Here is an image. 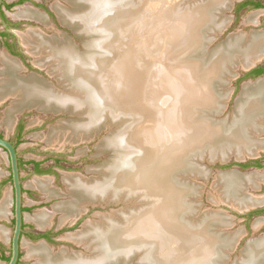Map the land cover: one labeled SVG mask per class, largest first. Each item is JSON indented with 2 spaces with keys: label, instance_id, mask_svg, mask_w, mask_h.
I'll list each match as a JSON object with an SVG mask.
<instances>
[{
  "label": "bare ground",
  "instance_id": "obj_1",
  "mask_svg": "<svg viewBox=\"0 0 264 264\" xmlns=\"http://www.w3.org/2000/svg\"><path fill=\"white\" fill-rule=\"evenodd\" d=\"M68 1L76 5V8L67 9L54 4L65 24H74V30L81 33L88 32V29L93 31L96 27L99 29L96 33L100 31L101 36L103 34L108 37L101 40L103 42L97 39L87 42V51L93 49L91 53L80 56L68 39L46 37L38 30L23 35L22 40L36 57L38 65L48 67L50 74H55L56 71L61 74L65 88L71 94L67 91V94L54 92L36 74L15 77L14 72L21 68L20 63L4 54L1 56L5 69L0 70V102L14 93L17 99L22 103H30V106L35 105L42 109L50 106L53 109H57L56 106L68 107L69 111H79L80 121L68 123L66 131L69 129L72 134L75 132L74 135L86 132L87 134L80 135L84 138L89 137L88 134L93 129L97 128L98 131L107 117L112 116L113 119L110 120L113 122L122 115L132 119L129 114L134 113V120H129L125 125L127 127L131 124L128 129H123L121 134L120 128L115 133L117 141L114 142L126 147L125 156L113 165L108 164V169H103L108 172L103 181L93 184L92 187L75 180V184L83 187L77 189V194L81 198L97 197L105 200L106 196H97L95 193L105 195L112 189L118 194L123 187L135 190L139 186H145L156 189L155 193L160 195L159 204L152 208L147 205L136 212L132 210L124 225L109 221L104 216L102 223L91 224L87 233L92 239L89 245L96 241L99 243V252L94 250L96 254L82 257L81 253H73L71 257H67L63 249L55 254L42 244H37L31 246V256H37L36 264H115L119 261L127 262L136 251L144 250L140 260L145 264H214L216 256L225 255L220 248L223 244L222 237L215 228L224 223V220L226 223L231 222L232 216L208 213L200 218L196 217L197 211L192 203L185 201V196L195 191L176 178L177 174L182 175L184 171H175L190 167L191 170L188 171L193 174L207 177L208 170L195 164L202 156L193 157V163L186 160L188 155L202 153L205 147L210 149L211 154H208L211 159L226 158L231 154L238 157L243 153L251 155L264 148V139L257 138L264 124V80L259 79L253 85H244L236 103L238 114L234 115L232 123L215 120L217 113L224 108L223 106L221 109L220 105L222 93L215 85L217 78L225 82L224 77L219 76L220 72L226 64L229 67H232L230 64L234 61L249 64L264 54V33L252 34L248 43L247 38L245 41L244 37L233 40V36H230L228 42L230 40L231 43L226 42L225 45L215 48L211 54L204 53L203 56L209 54L207 57L188 60L186 56L194 50L203 48L206 42L208 46L212 37L209 35L208 38L206 31H216L220 27V22L217 21V5L224 3V0H195L189 8L180 9L184 13H194L184 19L187 27L180 28L174 37L171 32L165 33L157 41L158 45L152 40L158 57L153 59L155 61L149 72L142 65L138 50L135 51L138 37L136 27L140 18V9L134 7L137 5L136 0ZM19 14L32 16L46 24L44 15L34 11L25 10ZM102 17L105 18L104 21ZM148 18L150 27V16ZM222 23L224 21L221 20ZM103 27H111V30ZM147 44H150L149 39L139 51L145 54ZM199 52L200 50L197 53ZM102 53L107 56L101 55ZM202 53L203 50L199 56ZM176 56L183 57L180 59ZM194 56L199 57L196 53ZM182 59L187 60L178 62ZM134 101L144 104L147 111L151 108L157 119V125L148 132L149 139L146 135H141V132H136L142 121V114L134 106ZM15 103L6 110L7 121L12 119L11 114L14 111L20 110L16 107L22 103L16 100ZM203 112L208 117L201 116ZM256 118L260 119L257 123ZM109 138L111 137L105 140L106 143ZM218 150L221 155L214 156ZM217 178L216 184H223L226 197L234 199L227 200L231 204L244 208L264 202L263 196L249 197L251 195L244 191L247 185L259 187L260 181L257 183L256 180H262V176L244 174L234 169L220 173ZM42 182L43 179L39 178L33 181L35 186H43ZM9 202L10 199L7 203ZM74 202L71 201L69 207H73ZM59 209L58 205L55 211ZM4 213L5 211L0 215ZM50 216L47 213H37L33 218L41 226H45L50 223L46 221ZM197 218V223H194ZM142 224L144 232L138 229ZM241 231L234 235L235 239L226 242L232 244L228 253ZM0 236L7 237L5 229L1 227ZM83 237L85 236L82 234L78 235V238ZM146 244L150 246L149 251L147 247H142ZM74 254L79 257L76 258ZM244 254L246 258L241 261ZM241 258L236 264H264V237L247 241Z\"/></svg>",
  "mask_w": 264,
  "mask_h": 264
},
{
  "label": "rangeland",
  "instance_id": "obj_2",
  "mask_svg": "<svg viewBox=\"0 0 264 264\" xmlns=\"http://www.w3.org/2000/svg\"><path fill=\"white\" fill-rule=\"evenodd\" d=\"M194 1L195 0H138V1L136 0L135 1L137 5H135L134 7H138L140 9L139 10L140 18L137 24L138 27H136V33L138 34V37L136 39L135 51L138 50L139 59H141L142 65L146 66L149 72H150V66H152L153 62L158 57V52L156 51V49L154 50L153 48L152 40L157 44V41L161 37H163L165 33L171 32L173 34V37L177 35V31L185 26L184 23L186 22L184 21V19H186L187 16H192V14H194L193 12L192 13L190 12L191 14L184 13V11H181L180 9L181 8L183 9L184 7L189 8L190 7L189 5H191ZM47 2L49 3V5L53 4V8H54V4L56 3L67 9L76 8V5L71 4L70 1L68 0H49ZM27 10H29V8H26V11ZM22 11L24 10L17 12V15H20L19 13ZM38 14H41L42 16L45 15L46 17L43 16V18L45 17L44 20L47 23L48 20L47 15L44 14V12H40ZM57 14L59 15V18L62 21V16L58 12ZM230 14H234V15L228 31L223 33V35H221L219 38L217 37L214 41L213 39L216 31L214 30L210 32L208 31L209 33L206 31V36H208V38L209 35L212 37L208 46H207L208 42H206L203 48L194 50L191 54L186 56L188 60H195V59H200V57H207L209 54L207 56H203V54L212 52L213 50H215V48L225 45L226 42L227 44L231 43L232 41L229 40L228 42L227 40L225 43L219 44L221 41L225 39L227 34L230 32L236 34L233 36L234 38L233 40H235L238 37L239 38L244 37L243 40L245 41V39L247 38L246 39L247 43L252 34L264 33V9H254L250 11L243 10L237 14L234 11V13L231 12ZM148 16H150V27H149ZM25 17L32 19L33 20L31 21L32 24L36 25L35 27H27L28 30H38L46 37L57 36L59 40H61L62 38L63 39L66 38L70 43H72V45L75 47L79 55L83 57L86 54L91 53V51L93 50L91 49L87 51L88 48L86 46L87 42H91L94 39L101 41L105 38H108L107 35L102 34L101 36L100 31L99 33H96L97 30H99L96 27L93 28V31L92 29H88L89 30L88 32H82V33L78 31L77 33H80L85 36V38L83 39L82 37L79 38L74 36L73 33L66 27H40L41 25H43L41 21H39L38 19L36 20L32 16L26 15ZM101 19L102 21H104L105 18L102 17ZM54 20H55L54 17H51L48 23L49 22L53 23L55 22ZM66 24L70 25L71 27L75 26L74 24H68V23ZM103 28L111 30L110 29L111 27H103ZM102 31L104 32V30ZM22 37L23 35L21 36L19 34V39L21 41H23ZM69 38H71L73 42L79 46L80 49ZM147 39L150 40V44H147L146 53L144 54L139 50L142 47V45L145 44V41ZM212 41L213 43L211 44ZM161 46H163V44ZM210 47L211 48L214 47V49L210 50ZM121 49H123V46L121 47ZM198 50H200V52L203 50V53L200 56H199L200 52L197 53ZM25 52L29 61L34 67L40 66L36 63V57L28 48L25 49ZM6 53H7L6 50L0 45V70L5 69V65L1 59V56ZM195 53L196 55L198 54L199 57H195L194 56ZM101 55L107 56V54L105 53L104 54L102 53ZM176 57L180 58V56H176ZM154 58L155 60H153ZM16 60L17 62H20L18 59ZM186 60L187 59H182L179 60L178 62L181 61L184 62ZM237 64L238 63L234 61L233 64L230 65L234 67ZM240 64L242 65V61L239 62V65ZM260 64L264 65V62ZM228 65L229 64H226V66L220 72L219 75V76L222 75L224 77L225 82L219 80L220 78H217L215 85L222 93V95L220 96V98L222 99V100L220 99L221 109L223 108L224 103L227 104L228 102L229 105L227 104L228 105L227 110L223 111L224 109L223 108L221 111L222 113L221 112L217 113V115L215 116V120L217 121L226 120L227 123L230 124L233 121L234 115L238 114V110L236 109L237 107L236 103L239 97L237 98L236 101L235 99L236 96H238L242 84L245 80L239 81L240 79L239 77L237 79H233V81L229 83L230 81L228 75L231 74L233 71H241V69L239 68L240 66H238L233 68L232 70V67H229ZM20 66L21 68L15 70L14 72L16 75L15 77L22 78L19 77V75L20 76L24 75L25 77H29L30 73L31 74L35 73L33 72L34 69L32 68H30L31 70H28V72H26L27 70L24 68L23 65H21V63ZM42 68H43V70H41L43 71V73H41L42 78H40L39 76L38 77L42 79L44 83H46L54 92L62 93V94H67L68 92L69 94H71V91L65 88V84L64 81L61 79L60 73L56 71L55 74H50L48 72L49 70L48 67L46 68L45 66H43ZM44 70H46L45 71L46 73L44 72ZM224 71H226L225 74H223ZM203 72L205 75L207 74L206 71ZM260 77H263L261 78V80H264V75ZM151 80L153 81V79ZM254 83H252L251 85H253ZM226 93H228V95H230L231 93L230 97H226ZM15 100L18 103H22L21 100L17 99L14 93L9 94V96H7L3 101L0 102V135L9 138L15 142V144L18 147V151L22 163H24V165H21L22 184L24 187L23 203H24L25 220H26L25 221L26 226L24 230L30 233L35 232L37 234V232L40 231V229H42L41 227H45V226L49 227L51 225L49 228L56 229L59 222H61L62 220H66L65 223H63L60 226V228H58V231H56L57 234L55 235V237L58 239V241H56V243L47 244L49 250L53 249L54 251H56L57 249L62 248V246H66L69 248V250L82 251L83 248L80 245H76L68 241L67 238H70L71 240L77 243L86 245L91 251L88 253L89 255H92V253L96 254L94 250L97 251L99 250L98 241H96L95 243H91L89 245V241H92V239L89 237V233L87 232L90 231L89 228H91L90 226L91 224L102 223V217L104 216V218H108L109 221L112 220L117 221L119 224L124 225L126 223V217H128L132 213V210L133 212L134 211L136 212L138 211L137 209L141 210L145 208L147 205L148 206L150 205V208H152V206L156 205L159 202L158 196L160 195L158 193H155L156 189H152V188L148 189L145 186H139L138 189L135 190H131L129 187H123L122 189H119V191L117 192L118 194H115L114 190L112 189L110 190V192L106 193L105 195H102L100 193H95L97 196H102V197L106 196L105 199L110 202H114V204L104 203L103 205H101V204L88 203L87 201L77 202L79 199L82 200L81 197L77 193H75L76 196L73 197L71 191L77 192L79 188H81L82 186L75 184V180L77 181L79 180L81 182L87 183L88 185H90V187H92L93 184L103 181L104 175L105 174L107 175L108 173V172H104L103 169L105 170L108 169L107 166L108 164L113 165L115 161H118L121 159V157L123 158L125 156L126 147L123 144L121 145L120 143L117 142L118 143L117 145L114 142L117 141V137L115 138L116 134L114 132L117 130V128L119 130L118 127L119 125L116 124L114 127L111 128L107 127L100 133H97L98 132L96 131L97 128L93 129L88 134L90 136L84 138L80 135L87 134L86 132H79L78 133L79 136H78V135H74L75 132H73L72 134L69 131V129H67L68 131H66V125L68 123L80 121L81 119L80 112L78 113L79 116L78 114H69V113L56 114L53 111H49V110H66L68 109V107L56 106L57 109H53V107L50 106L47 109H42L41 107L38 106L36 107L35 105L30 106V103H22L20 104V106H17L16 108H19L20 110L14 111V113L11 114L12 119H10V121H7L6 110L8 108L10 109L12 105L16 104ZM234 101H235V105H234ZM134 103H135L134 106L139 109L138 112L142 114V121L140 122L139 129L138 131L136 130V132H141V135H146L147 139H149L148 132L150 131V128L155 127L157 125V119L155 118L151 108L148 109L149 111H147L145 109V105L142 104L140 101H134ZM233 105H234V109H233ZM26 107L29 108H27L25 112L24 109ZM106 112H108V109H106ZM231 112L232 115L228 117V114ZM21 116H23L24 119V126L21 131V134H19L18 127L15 126V119L16 117L18 118ZM129 116H131L132 119L131 118L129 119L128 116H123L128 118V120L127 119L122 120L124 122V125L121 127V131H120L121 134L123 129L126 130V128L131 125L129 124L127 127H125V125L129 122V120L133 121L134 118L136 117L134 113H130ZM201 116L206 117L207 115H205L203 112ZM109 117L110 119H113L112 116ZM259 120L260 119L256 118L255 123H257ZM53 129H55V131H52ZM112 132H113V136H109L111 135ZM107 136L111 138H109L107 140L108 142L106 143L105 138ZM254 138H256V136H254ZM257 138L264 139V124H263V130L260 131ZM152 145L153 142H151V146ZM150 150L152 151L151 147ZM220 150L215 152L214 156H220L221 155ZM263 152L264 151H262L261 154ZM148 153L149 152L147 151L146 152L147 156L149 155ZM208 153L211 154V151L208 147H205L202 153L197 152L196 154L188 155L186 157V160L193 163L192 158L196 156H202V158L204 156H207L209 158ZM232 153L236 154V152H232ZM244 154L247 153H243L242 155ZM56 158L61 159V162L59 163L60 165L56 164L55 162ZM33 159L42 162L41 166L44 170L43 173L35 172V170L33 169V165L27 162ZM197 161H199V159H197ZM201 162L203 165H205V163L208 164L206 160H202ZM105 165L107 167H105ZM210 166L214 169L215 174L210 176L207 180L202 179L203 176H201L202 177L201 178L196 174L195 175L197 177L195 178H193L192 175L189 176L186 175V177L183 178V175L186 174L188 170H191L190 167H185L177 170V171H184V174L176 175V178L180 181V183L191 186L195 191V193L186 195L185 201L186 203L188 202L192 203L193 208L197 211L195 212L196 214H198V211L201 214H203V212L206 211L209 212V210H212L211 208L205 209V207H209V203L206 200L208 196L213 197L212 198L213 200L218 201L215 194L212 192L214 190L218 192L220 197L223 196L222 198H224L225 200H231V201L234 200L232 197H226V193L222 183L216 184L218 179L217 178L218 174L216 173H218V170H227V169L229 170L233 168L232 167L233 165L229 167H221L216 165H210ZM177 171H175V173ZM10 172L11 170H10L8 155L3 149H0V208H1L0 213L5 211L4 215L2 216L0 215V227L4 228L7 233V237H5L4 242L1 241L0 243L4 246L3 249L4 251H6L7 255H9L10 253L9 250L11 246L10 240L14 229V206H13L14 193L12 189V183L10 182V178H11ZM240 172L244 174H250V173L257 174L259 176H262L264 179V166L261 168L253 167L249 169H241ZM36 178L43 179L42 182L43 186H35L33 181ZM263 179L256 180L257 183H259L260 181V188L256 191H253L251 188H249L252 187V185L246 186V189L249 188V190H244V191H246V194L251 195L249 197H256V198L262 196L264 197ZM143 182H145V179ZM190 183H192V185ZM195 187L197 189H195ZM221 187H223V191ZM219 189H221V191ZM8 196L10 199L9 203H7L9 201ZM77 196H79V199H77L78 198ZM192 196L195 198H193ZM189 197H192L193 199L192 198L189 199ZM68 200L75 201L73 203L74 204L73 207H69L71 201ZM62 201H68V202H62ZM66 204L68 206H61ZM199 204H201V207L199 206ZM58 205L60 209L55 211ZM220 209H224V208H220ZM80 211H82L81 214ZM254 211L255 210L247 212V214H251L250 216H246L247 214L241 216L237 214V212L235 211L229 212V214L236 216L235 219L232 220L233 223L230 225V227L225 228V226H228L231 222L226 223L224 220V223L222 222V224H220L218 228H215L217 233L222 237L221 239L223 240V244L221 245L220 248L222 253L225 255L216 256L214 258V264H236L239 262V261L231 262V260L232 261L234 260V256L236 257L239 254H241L239 249H236V251L232 253L230 259L229 257H227L230 255V252L228 253V250L230 249L229 247H231L232 244L226 242L234 238V235L238 234V232H240L241 230L244 229L246 231L245 232L246 234L244 235V238L239 246H243V244L246 243L248 240L264 237V212L258 214H252L251 212ZM37 213H47L51 215L50 218L48 217V219L46 220L47 222L50 223L45 226H41V224L38 223L33 218ZM210 213H214V212H210ZM215 213L221 214V216L227 215V213H220V212H215ZM138 215L140 216V214ZM200 217L201 216H199L198 218ZM198 218L194 219L193 222L197 223ZM221 218L224 219V217ZM142 226L143 224L140 227H138V229L139 231L141 230L142 232H144ZM257 228H259V231L255 232L254 229ZM229 231L231 232L234 231V232L231 233ZM80 234H82V236L85 237L78 238V235ZM64 238H66L67 240ZM40 240L43 239H37V238L32 239L27 234L23 235L20 264H36L37 256H31L30 249L31 246H35L39 244ZM142 247H147L149 251V247H150L149 244L142 245ZM4 251L0 249V264H6L7 262L6 260H3L1 258V253ZM143 251L144 250H139L133 254L136 256V253H138L137 256L133 258L131 264H137V262L143 264L142 263L143 260L142 261L140 260L141 258H143L142 257L144 254ZM64 254L67 257H71V254L73 253L66 254L65 252ZM84 255L86 254L83 253L81 256L83 257ZM75 257L78 258L79 256L76 255ZM245 258H246V254L243 255L241 261H243ZM113 263L115 262L113 261Z\"/></svg>",
  "mask_w": 264,
  "mask_h": 264
},
{
  "label": "water",
  "instance_id": "obj_3",
  "mask_svg": "<svg viewBox=\"0 0 264 264\" xmlns=\"http://www.w3.org/2000/svg\"><path fill=\"white\" fill-rule=\"evenodd\" d=\"M2 1L3 0H0V6H1ZM241 1H244V0H224L223 1L224 3H222L221 6L217 5V8L219 10V12L217 14L218 15V20L217 21L220 22L219 24H220L221 28L218 25L219 28L216 29L213 41L217 37L219 38L221 35H223V33H225L226 31H228L230 23L233 20V15H234V14H230V13L231 12L234 13V9L236 7V4L241 2ZM227 12H229V13H227ZM221 20L224 21V23L221 24ZM214 26L217 27V25H214ZM66 28H68L73 33L74 36L79 37V38L82 37L83 39L85 38L84 35H82L80 33H77L74 30L73 27H66ZM234 35H236V34L233 33V32L232 33L231 32L228 33L227 36L225 37V39L223 41H221L219 44L225 43L230 36H234ZM69 39L73 42V40L71 38H69ZM213 41L211 42V44L213 43ZM74 44L77 45L76 43H74ZM219 44H217V45H219ZM216 46H214V47H216ZM214 47L213 48L210 47V50L214 49ZM78 48H79V46H78ZM262 62H264V54L260 55L258 58H256L253 62H251L249 64H244L242 62V65L241 64L239 65V63H238L237 65L232 67V70H233V68L240 66L239 68L241 69V71H233L232 74H229L228 75L229 76V81H230L229 83H231L233 81V79H237L239 77H242L245 73H248L249 71H251L253 68H255L257 65H259ZM36 68L39 69V70H43L42 66H36ZM261 78H263V77L259 76L257 78H247V79H245V81L242 84V87H241V90H240L238 96H236L235 101L237 100L238 97H240L241 92L244 89L243 87H244L245 83L252 84V83L256 82L257 80H259ZM230 95H231V93H230ZM230 95H228V97H230ZM235 101H234V105H235ZM227 104H228V102H227ZM227 104L224 105L223 111L227 110L228 105H229V104L228 105ZM234 105H233V109H234ZM49 111H53L56 114H58V113L78 114L79 113V111H69L68 109L67 110H49ZM231 115H232V112L228 114V117L231 116ZM78 116H79V114H78ZM122 116L120 117V115H119L118 117H120V118L119 119L117 118V120H115L113 122L110 120V117L107 118L106 122L98 130L97 133H100L101 131H103L107 127H110V128L114 127L116 124L119 125L118 127L120 129L124 125V122L122 120H125V119L128 120V118L122 117ZM73 121H75V120H73ZM69 122H72V121H69ZM117 131H118V128H117V130L114 133H116ZM109 136H113V132ZM107 138H108V136L105 138V140ZM0 149H3L8 155V159H9V163H10V170H11L10 174H11V177H12V189H13V193H14V202H13L14 203V205H13L14 206V229H13L12 237H11V240H10L11 246H10V249H9L10 250L9 260L6 262V264H18L19 260L21 259V249H22V239H23V235L22 234H23V231H24V223H25V211L23 209V207H24V203H23L24 192H23V185H22V178H21L22 175H21L20 166H19L18 149H17L16 145L13 142H11L8 138L1 137V136H0ZM263 149L264 148H260L254 154H251V155H245L244 154V155H242L240 157L234 156V155L231 154V155L227 156L226 158L211 159V158H208L207 156H204L203 158H199V161H197L195 164L196 165H200L202 168H205L206 170H208V172H209L208 173L209 174L208 177H206V176H205V178L201 177L202 179L207 180L210 176L215 174L214 169L210 165L223 166V165L231 164L232 162L244 163V162H247L249 159H254V158L259 157L261 155V152L264 151ZM202 160H206L208 164L205 163V165H203L202 162H201ZM232 167L233 168H231L229 170L228 169L227 170H218V173H216V174L219 175L222 172H228V171H232L234 169L240 171L242 169L237 164L233 165ZM173 171H175V170H172V172ZM177 172H179V171H177ZM184 175H185V177H186V175H188V176L192 175L193 178L197 177L195 174H193L192 171H188ZM190 184L192 185V183H190ZM215 187H216V184H215ZM250 188L253 191H256V190H258L260 188V186L257 187V188H254V187H250ZM221 189L223 191V187H221ZM221 189H219V190L221 191ZM246 190H249V188H247ZM212 192L215 194V196H216L218 201L213 200L212 199L213 197L208 196L206 198V200L209 203V207H205V209H210L211 208L212 210H209V212L208 211L203 212V214H201L198 211V214L196 215V217L203 216V215H205L207 213H210V212H214V213L215 212H220V213H227L229 216H232V220H233V219H235L236 216H234L232 214H229V212H234L235 211V212H237V214L242 216V215L247 214V212H249V211H253V210L256 211V210H258V209H260V208H262L264 206V202H262V203H259V204H252V205L246 206L244 208L243 207H237V206L231 204V201H227L224 198H222L223 196L220 197L217 191L214 190ZM71 193H72V196L75 197L76 196L75 193H77V192H72L71 191ZM79 196H77L78 197L77 199H79ZM197 196H199V195H197ZM192 197H189V199H191ZM193 198H195V197H193ZM81 199L82 200L79 199L77 202H79V201H87L88 203L101 204V205H103L104 203H107V204L108 203H113L114 204V202H110V201H108L106 199L105 200L104 199L99 200L97 197L96 198H92V199L89 198V197H87V198L84 197V198H81ZM71 200H68V201H71ZM68 201H62V202H68ZM199 206L201 207V204H199ZM220 208H224V209H220ZM81 213H82V211H80V214ZM64 221H66V220H62L61 222H59V225L61 226L63 223H65ZM232 223L233 222L231 221V223L228 226H225V228L230 227V225ZM254 231L255 232L259 231V228L254 229ZM229 232H231V231H229ZM232 232H234V231H232ZM245 232L246 231L244 230L239 235L237 241H235V244L233 245V247L230 250V255L228 256L229 259L231 258L232 253H234L236 251V249H239V251L241 253V254H239L236 257L234 256V260L233 261L231 260V262L238 261L240 259L239 257L242 256V249H243V247H245L247 245V242L244 243L243 246H239V245L241 244V241L243 240L244 235L246 234ZM4 239L5 238L0 236V242L1 241L4 242ZM64 239H66V238H64ZM67 239L71 243H74L76 245H80L83 248V250L82 251H75V250H70L69 251V248L66 247V246H62V248H59V250L63 249V250H65L68 253H81V254H83V253L84 254H88L89 252H91L86 245L77 243V242L71 240L70 238H67ZM137 254L138 253H136V256H137ZM136 256L133 255V257H131L127 262H123L122 263L121 261H119V262H117L115 264H131L133 258L136 257ZM137 264H141V263L137 262Z\"/></svg>",
  "mask_w": 264,
  "mask_h": 264
},
{
  "label": "flooded vegetation",
  "instance_id": "obj_4",
  "mask_svg": "<svg viewBox=\"0 0 264 264\" xmlns=\"http://www.w3.org/2000/svg\"><path fill=\"white\" fill-rule=\"evenodd\" d=\"M47 1H49V0H3L1 3V6H0V27H1L0 28V45H1V47H3L6 50L7 53L5 55H7V56L9 55L10 57L18 59L20 61L19 63H21V65H23L24 68L27 70L26 72H28V70H31L30 68L34 69L33 72H35V73H32V74H36L39 77H41V73H43V71L37 69L36 67H34L31 64V62L29 61V59L26 55V52H25L26 46L24 45L23 41H21L19 39V34L22 36L25 34H29L30 31H34V30H28L27 27H35L36 25L32 24V22H31V21H33L32 19L25 17L26 15H23V16L17 15V12H19L21 10L25 11L26 8H29V10L34 11V12H38V13L44 12V14L47 15L48 20H47L46 24L42 23L43 25H41L40 27H71V26L63 23L60 20L59 15L57 14L56 10L53 8V4L49 5V3ZM244 1H248V0H244ZM244 1H241V2H244ZM252 1H254V4L253 3L247 4V5L243 6L242 8H239V5L241 3V2H239L234 9L235 13L237 14L243 10L244 11H250V10H254V9H264V0H252ZM26 3L29 5H27ZM255 3H260L261 6H256ZM49 17L50 18L54 17L55 22H53V23L49 22L48 23V21L50 20ZM37 27H39V26H37ZM258 67L264 68V65L263 64L257 65L252 70H254ZM252 70L249 71L248 73H245L242 77H240L239 81L245 80L247 78H257L259 76L264 75V73L260 74V75H255L254 73H252ZM45 71L46 70H44V72ZM27 108H29V107H26L24 109V111L27 110ZM25 112H23V113H25ZM23 116L18 117V118L16 117V119H15V126L18 127L19 134H21V131H22L23 126H24ZM0 136L4 137L2 135H0ZM9 140L15 144L14 141H12L11 139H9ZM16 147H17V145H16ZM17 149H18V147H17ZM18 156H19V166H20V171H21V165H24V163H22L19 151H18ZM27 162L33 165V169L35 170V172H37V173H43L44 172V170L41 166L42 162H40L39 160L33 159V160L27 161ZM55 162L57 165H60L59 163L61 162V159L56 158ZM235 164L239 165L242 169H249V168H253V167L261 168L264 166V152L259 157L254 158V159H249L247 162H244V163L232 162L231 164L223 165L221 167H229V166H232ZM21 175H22V173H21ZM21 178H22V176H21ZM10 182L12 183V177L10 178ZM23 192H24V187H23ZM23 209H24V207H23ZM259 210H263L262 212H260V213H263L264 207L260 208ZM246 216H248V215H246ZM25 226L26 225L24 224V229H25ZM49 227L40 229V231H38L37 234L35 232L30 233V232L24 230L22 235L27 234L32 239H34V238L45 239L47 241V243H50V244L56 243V241H58V239L55 237V235L57 234L56 231H58V228H60V225L58 224L56 229L55 228L54 229L49 228ZM58 250L59 249H57L56 251H58ZM19 261H21V259Z\"/></svg>",
  "mask_w": 264,
  "mask_h": 264
},
{
  "label": "trees",
  "instance_id": "obj_5",
  "mask_svg": "<svg viewBox=\"0 0 264 264\" xmlns=\"http://www.w3.org/2000/svg\"><path fill=\"white\" fill-rule=\"evenodd\" d=\"M254 4V1L252 0H248V1H244V2H241L240 5H239V8H242L243 6L247 5V4ZM256 6H261L260 3H255ZM252 73H254L255 75H260V74H263L264 73V68L262 67H258L254 70H252ZM263 210H256L254 212H251L252 214H257V213H260L262 212ZM248 216H250L251 214H247ZM4 246L0 243V249H2L4 251ZM1 258L3 260H6L8 261L9 260V255L6 254V251L2 252L1 253ZM18 264H20V261L18 262Z\"/></svg>",
  "mask_w": 264,
  "mask_h": 264
},
{
  "label": "crops",
  "instance_id": "obj_6",
  "mask_svg": "<svg viewBox=\"0 0 264 264\" xmlns=\"http://www.w3.org/2000/svg\"><path fill=\"white\" fill-rule=\"evenodd\" d=\"M25 221H26V220H25ZM24 224H25V223H24ZM46 227H47V226H45V227H41V228L43 229V228H46ZM42 242H43V243H42ZM22 243H23V239H22ZM39 244H42L43 246H45V247L48 248V250H49V247L47 246L48 243H47V241H46L45 239L40 240ZM50 249H51V248H50ZM52 250H53V249H52ZM52 250H49V251L51 252ZM52 252L56 254V253L59 252V251H54V250H53ZM52 252H51V253H52Z\"/></svg>",
  "mask_w": 264,
  "mask_h": 264
}]
</instances>
